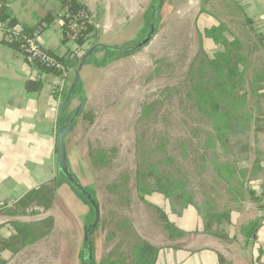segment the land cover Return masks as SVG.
<instances>
[{
    "label": "rangeland",
    "instance_id": "rangeland-1",
    "mask_svg": "<svg viewBox=\"0 0 264 264\" xmlns=\"http://www.w3.org/2000/svg\"><path fill=\"white\" fill-rule=\"evenodd\" d=\"M155 3L156 0H106V23L111 27L106 44L123 47L143 36ZM219 6L218 0H167L156 32L145 48L122 58L109 57L102 68L89 65L83 73L86 103L73 124L71 141L78 143L90 165V177L87 181L81 178V182L88 191L92 187L99 206L100 218L93 234L96 264L108 259L110 253L112 260L119 255L127 260L133 245L141 239L165 242L179 237L172 229H164L162 214L176 231L184 229V220L186 227L199 232L206 214L216 212V190L221 185H216L215 178L222 180L228 173V164L218 162L225 159L216 140L222 132L213 129L211 121L215 116L205 117L209 111L196 102L193 90L199 91L203 84L200 73L210 74L208 58H217V62L223 57L240 58L243 63L245 59L239 52L235 59L233 52L205 51L208 48L204 40L208 38L204 31L209 29H204V21L211 18L217 22ZM125 8L131 10L130 14L124 12ZM121 24L125 26L120 33L112 35L115 26ZM217 37L218 32L210 38L214 41ZM107 56L105 50L94 55L100 61H106ZM221 67L225 70L224 64ZM256 160L259 162L258 157ZM137 167L143 171L155 168L156 172L185 180L194 203L185 208L191 212L187 218L179 215L181 208L172 207L174 203L160 204L159 199L143 203L137 199L132 190ZM256 172H262L259 166ZM59 180L66 195L59 196L49 209L54 215L50 235L38 244L39 248L31 247V253L8 264H82L72 255L76 250L70 248L78 241L81 254L83 227L92 222L93 216L74 189ZM207 198H213L212 205Z\"/></svg>",
    "mask_w": 264,
    "mask_h": 264
},
{
    "label": "crops",
    "instance_id": "crops-1",
    "mask_svg": "<svg viewBox=\"0 0 264 264\" xmlns=\"http://www.w3.org/2000/svg\"><path fill=\"white\" fill-rule=\"evenodd\" d=\"M79 1L85 6L91 19L93 27L91 44L93 42L106 44L107 32L100 31L106 23V0ZM6 2L9 16L17 24L14 27L17 31L23 26L34 29L33 36L42 49L53 56L64 57L68 60V66L73 63L74 58H77L72 56L74 45L64 42L62 21L58 18L62 11L61 0H6ZM218 2L221 8L216 10L218 21L214 22L208 17L210 19L204 21V29L216 28L219 37L216 38L217 41H212L211 38L205 39L208 48L205 51L208 53L223 51V46L228 45L231 46L232 51L239 52L242 58L245 56L240 71L243 74L247 93L245 106L248 130L244 134L222 132L230 138L231 150L225 152L221 146L222 156L225 159L218 162L222 165L228 164V173L222 177V180L215 178L216 185H221L216 190V195L221 198H217L219 204L216 203V212H227L229 222L228 224L222 222L220 227L224 236L216 237L204 234L201 230L193 232L192 228L186 227L183 220L182 236L165 242H153V239L148 241L159 249L155 264H218L217 254L221 255L227 264H264V210L259 209L258 204L253 201V198L259 197L260 205H264V141L262 139L264 138V0H218ZM125 10L127 11L124 12L130 14V9L125 8ZM47 16L53 19L51 24L45 26L42 23L43 25L39 26ZM124 26V24L115 26L114 34H111L118 35ZM39 27L41 29L36 33ZM5 41V35L0 30V203L13 200L16 201V206L30 205L32 208L36 205L29 193L52 185L61 176L57 170L56 139L58 129L63 123L61 104L65 91L72 82L73 74L71 72L62 83L58 75L40 70L26 61L21 51L11 48ZM91 44L84 51H87ZM98 52L101 50L95 54ZM69 67L72 70V67ZM88 67L89 65L85 64L80 71L81 83L83 73ZM84 98L82 87V94L72 99L66 107L64 112L66 117L72 115ZM72 137L71 129L65 139L67 161L72 174L85 189L88 186L85 187L81 178L87 181L91 168L84 159L78 143L71 141ZM239 147L242 149L239 150ZM257 157L259 162L256 160ZM257 166L262 172L254 173ZM64 188L61 185L56 190L53 206L59 196L66 195ZM155 199H159L160 204L171 205L168 200L156 193L147 197L146 202L151 203V200ZM207 201L210 205L214 202L213 198H207ZM37 208L38 212L25 216L0 215L2 238L9 237L12 234V227L16 224L36 223L48 217L54 219L52 210L44 213L40 207ZM175 212L173 210V213ZM189 213L191 212L183 208L179 215L187 218ZM190 222L188 220L187 225H190ZM251 223L257 224L254 230L255 237L253 240L251 238L247 240L242 230L244 231ZM45 239L46 237L27 245L10 261L29 253L31 247H35ZM72 246L70 250H76L72 255L78 259L79 242L75 241Z\"/></svg>",
    "mask_w": 264,
    "mask_h": 264
},
{
    "label": "trees",
    "instance_id": "trees-1",
    "mask_svg": "<svg viewBox=\"0 0 264 264\" xmlns=\"http://www.w3.org/2000/svg\"><path fill=\"white\" fill-rule=\"evenodd\" d=\"M167 0H163L162 7L159 11L158 18L160 19V12L163 8V5L166 3ZM62 7L67 6V12L71 15L76 14L79 11H83L88 19L90 20V24L86 25V30L83 31L79 37L75 40L74 49L81 50L80 48L85 44L87 40L86 36L93 32V27L91 25V19L89 14L83 4L80 3L79 0H61ZM158 19V21H159ZM53 19L49 16L45 17L39 24L42 26H49ZM61 21L63 22L62 30H63V37L64 42H67L66 38V24L67 20L65 17H62ZM0 22H7L10 28H14L16 24L14 19H11L9 16L8 10V3L6 0H0ZM43 23V24H42ZM149 26V25H148ZM34 29L28 28L23 26L18 33L25 37H34L33 36ZM217 33L216 28H212L207 32L204 31L205 37L210 38L211 36H215ZM96 35H93L94 38ZM92 39V36L91 38ZM217 41V39H215ZM214 40V41H215ZM8 46L13 49L20 51V43L19 42H9L5 41ZM93 44V43H92ZM91 44V45H92ZM73 45V44H72ZM203 50V48H201ZM223 51L227 53L233 52V56L236 59L237 56L235 54L237 51H232L231 46L224 45ZM86 51H83L81 55L74 58V61L71 65L72 68L77 65V63L82 58L83 54ZM48 53V52H47ZM220 54V53H219ZM51 55V54H50ZM222 55V54H221ZM53 56V55H51ZM117 58L125 57L126 55H114ZM224 55H222L223 57ZM55 57L60 63L64 64L66 67L68 66V60H65L64 57ZM233 58V59H234ZM217 59V58H216ZM216 59H207L208 64L210 66L209 75L206 76L205 74L201 75V83L204 84L206 82V86L203 87V84L199 85V91L193 90L194 93L197 94L196 102L200 104V106L205 105L207 110L209 111L205 115L206 118L209 116H215V119L211 121L213 129L219 130L218 132L230 131L232 134H244L247 129L248 125V117H247V110H246V97L247 93L244 88V80L243 74L240 71V67L244 64L242 60H232V58H225L223 60L217 62ZM108 61H100L94 57V54L90 56L86 60L87 65H95L100 68L104 67ZM222 64H224L225 70L222 69ZM40 70L53 73L58 75L53 70H46L43 67L39 66L38 64L34 63ZM208 66V65H207ZM202 67H205V64H202ZM213 70V71H211ZM208 77V80H204V78ZM195 83V82H194ZM199 84V83H198ZM195 84V85H198ZM208 84V85H207ZM82 94V83L81 81L74 87L71 97L64 107V112L66 111V107L69 105V102L74 99L75 97ZM145 107V106H144ZM143 107V108H144ZM146 108H144L145 111ZM83 111V110H82ZM82 113V112H81ZM210 114V115H209ZM81 115V114H80ZM209 115V116H208ZM241 115H245L242 116ZM89 124L92 121L88 122ZM257 125V120L255 122ZM62 127L60 125L59 129ZM58 129V130H59ZM207 140L210 141V136L207 137ZM217 142H219L224 148L225 152L231 150L229 147L230 138L225 134H218ZM241 150L242 148L239 147ZM103 153V152H100ZM143 169L137 167L136 171L134 172V176L132 178V190L135 192L136 197L143 203L146 202V197L151 196L152 194H159L167 199L170 203H174V209L176 208H186L189 206H193V197L189 196V191L187 188V184L183 178H176L173 177L170 173H159L156 172V169H147L148 171H143ZM61 180L67 184L65 178L61 175ZM68 185V184H67ZM60 186V180H56L55 183L52 185L45 186V189L41 188L39 191H32L29 193V196L35 200L36 207H40L42 212H47L52 206L55 197V192ZM50 187V188H49ZM74 189V188H73ZM74 191L79 195V197L87 204L84 197L78 193L75 189ZM87 192L95 197L93 190ZM191 195V194H190ZM97 201V199H96ZM253 201L258 204V208L264 210V205H260V198L255 197ZM88 205V204H87ZM34 206V205H33ZM30 205H18L16 207H12L9 209L2 210L0 215H8L11 217L16 216H25V209L28 208ZM90 212L93 216V210L88 205ZM197 208V207H195ZM162 220L164 222V229L171 231L173 230L178 236H182L183 233L181 231H176L172 224L169 223V220L166 215H161ZM222 222H229V214L227 212H213L206 214L205 222L203 224L202 233L208 234L211 236L222 237L224 236L223 233L220 231V227L222 226ZM54 222L53 218L48 217L42 221L36 223H19L14 225L12 234L7 237L6 239L0 234V264H8V262L27 245H31L40 241L50 235V232L53 228ZM257 224L251 223L248 227L242 230V234H244L245 239H250L252 236L253 231L256 229ZM159 249L156 248L154 245L150 244L146 240H139L137 243L133 245L132 252L127 260L123 259L120 255L117 260H112L111 257L113 255L110 253L108 255V259L103 260L100 264H155L157 254ZM218 264H227L223 257L217 254ZM95 264V262H94Z\"/></svg>",
    "mask_w": 264,
    "mask_h": 264
},
{
    "label": "water",
    "instance_id": "water-1",
    "mask_svg": "<svg viewBox=\"0 0 264 264\" xmlns=\"http://www.w3.org/2000/svg\"><path fill=\"white\" fill-rule=\"evenodd\" d=\"M163 0H156V3L151 7L150 9V19H149V31L145 34L144 38L138 42H134L132 47L130 49H121V48H114L112 46L100 43V42H95L82 56L80 61L77 63L76 66H74L71 70L73 74V79L72 82L70 83L69 87L65 91V97L64 100L61 104V116L63 119L62 127L58 130L57 133V139H56V149H57V170L58 174L62 175L67 184L77 190L86 200L87 204L92 208L93 210V220L90 224L85 225V227H89L90 229L94 230V228L97 227V224L99 222L100 218V211H99V206L94 197L90 195L84 187L78 182V180L73 176L72 172L69 169L68 161H67V156H66V149H65V139L70 130L73 127V124L75 120L80 116L84 105L86 103L85 99L81 101V103L78 105V107L74 110L72 115L70 117H66L64 113V107L68 103L72 91L74 87L80 82V71L82 67L86 64V60L95 54L96 51L98 50H109V51H114L119 54L127 53V54H133L136 53L143 48H145L152 37L154 36L158 24V15L159 11L162 7ZM255 237V231L253 232L251 239L253 240ZM87 242V253L86 254V264H93V250L91 247V243L85 236L84 239Z\"/></svg>",
    "mask_w": 264,
    "mask_h": 264
},
{
    "label": "built area",
    "instance_id": "built-area-1",
    "mask_svg": "<svg viewBox=\"0 0 264 264\" xmlns=\"http://www.w3.org/2000/svg\"><path fill=\"white\" fill-rule=\"evenodd\" d=\"M67 9V6L62 7V11L59 14L58 18L61 20L62 17H65V19L67 20V42L74 45L75 40L83 31L86 30V25L90 24V20L83 11H79L76 14L71 15L69 12H67ZM110 28V25L105 23L100 31L104 33L109 31ZM40 29L41 27L37 29L36 33H38ZM0 30L4 33L6 41L20 43V51L22 52V55L26 61L32 64L36 63L46 70H53L58 74V76L62 80V83L66 81L71 73V70L64 64L60 63L55 57L47 53L44 49H42L37 43L35 37H25L23 35H20L15 28H10L7 22H0ZM91 36V33L86 36L87 40L85 41V44L80 48L81 50L74 49L72 51V56L81 55V53L90 46L92 41V39H90ZM15 206L16 201L13 200L1 202L0 212L2 210L9 209ZM32 212H38V208L29 207L25 210L26 215L31 214Z\"/></svg>",
    "mask_w": 264,
    "mask_h": 264
},
{
    "label": "flooded vegetation",
    "instance_id": "flooded-vegetation-1",
    "mask_svg": "<svg viewBox=\"0 0 264 264\" xmlns=\"http://www.w3.org/2000/svg\"><path fill=\"white\" fill-rule=\"evenodd\" d=\"M149 31V26H148V29L146 30V32L144 33V35L143 36H141L140 38H138V39H136V40H134V41H132V42H130V43H128V45H125V46H123V47H116V46H112V47H114V48H121V49H130L131 47H132V45L134 44V42H138V41H140V40H142L143 38H144V36H145V34L147 33ZM93 44H94V42H93ZM92 44V45H93ZM91 45V46H92ZM107 45V44H106ZM110 46V45H109ZM101 51H103V50H101ZM105 52H106V54L108 55L107 56V58H106V60L107 61H109L112 57H115L114 55H126V56H128V55H131V54H127V53H123V54H119V53H116V52H114V51H109V50H105ZM109 57H111V58H109ZM76 121V120H75ZM75 123V122H74ZM69 169H70V167H69ZM71 171V170H70ZM74 176V175H73ZM75 177V176H74ZM76 178V177H75ZM77 179V178H76ZM79 182V181H78ZM86 190V189H85ZM87 191V190H86ZM97 226H98V224H97ZM97 228V227H96ZM96 228H94V230H92V229H90L89 227H85V225H84V227H83V237H82V242H81V254H80V259H81V262H82V264H86L85 262H87V260H86V254H85V252L87 251V242L84 240L85 239V236L87 237V239L89 240V242L91 243V247H92V250H93V261H92V263L94 264V262H95V260H94V246H93V234H94V232H95V230H96ZM87 253V252H86ZM87 255H88V253H87ZM95 264H96V262H95Z\"/></svg>",
    "mask_w": 264,
    "mask_h": 264
}]
</instances>
